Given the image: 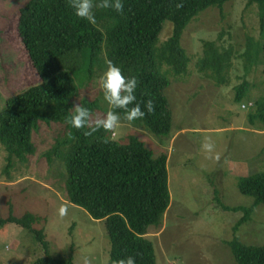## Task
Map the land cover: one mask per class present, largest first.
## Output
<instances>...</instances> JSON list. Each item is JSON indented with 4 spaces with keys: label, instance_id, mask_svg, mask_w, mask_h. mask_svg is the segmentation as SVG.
<instances>
[{
    "label": "rangeland",
    "instance_id": "1",
    "mask_svg": "<svg viewBox=\"0 0 264 264\" xmlns=\"http://www.w3.org/2000/svg\"><path fill=\"white\" fill-rule=\"evenodd\" d=\"M27 1L0 0V112L9 97L41 81L18 36L19 8ZM171 31L166 22L160 43ZM205 41L216 42L220 51L231 49L230 66L223 61L221 67L206 68L213 54H206ZM263 42L255 3L231 0L223 8L206 9L183 32L187 71L178 75L170 66L161 68L170 80L165 89L172 111L169 136L155 135L127 120H119L108 132L120 143L137 137L153 157L167 155L170 204L163 226L137 233L154 242L156 264H237L229 246L235 236L247 245L264 244V203L235 230L254 202L241 193L238 180L264 172V120L250 118L257 112L256 101L264 98ZM258 50L257 63L252 64ZM247 52L251 62L246 70ZM103 71L95 67L89 80L74 74L80 91L73 106L97 101L89 125L109 110L99 88ZM250 101L255 105L248 106ZM65 132L64 124L41 123L33 134L34 154L26 162L16 161L9 174L3 171L7 154L0 145V216L30 213L38 219L36 229L44 230L37 238L36 232L16 223L2 226L0 264H28L45 256L46 249L54 257L71 256L74 264H83L85 257L89 264H119L109 257L103 218L96 219L84 206L69 201L66 167L59 157H48ZM205 142L213 145L211 152L202 148ZM61 206L66 208L63 216L58 214Z\"/></svg>",
    "mask_w": 264,
    "mask_h": 264
},
{
    "label": "trees",
    "instance_id": "2",
    "mask_svg": "<svg viewBox=\"0 0 264 264\" xmlns=\"http://www.w3.org/2000/svg\"><path fill=\"white\" fill-rule=\"evenodd\" d=\"M230 1L122 0L120 12L111 8L94 9V24L74 16L68 0H28L19 8L18 36L41 81L9 97L6 108L0 112V145L7 154L3 171L9 174L16 161L26 162L34 154L33 134L41 123L64 124L65 135L57 139L48 157H59L66 167L69 201L84 206L96 219L103 218L112 262L120 264L131 256L135 264H156L154 242L139 234L153 228L159 231L163 226L170 204L167 155L153 157V152L134 136L127 143H120L102 129L90 131L94 125L75 129L66 123L73 112V99L80 91L74 74L89 80L95 67L105 70V61L110 60L125 76H134L135 103L144 110V102L150 99L154 111L130 123L167 137L172 111L165 89L170 80L161 68L167 65L175 74L185 73L189 64L181 43L185 28L206 9L223 8ZM245 1L258 6L264 40V0ZM177 4L182 6L178 8ZM166 22L172 25L171 35L160 43ZM204 44L206 54H213L210 61L206 60V68L221 67L223 61L230 66L231 49L220 51L212 41ZM252 47L251 44L248 51ZM260 50L252 64L257 63ZM246 54L247 70L251 55ZM262 60L264 63V42ZM262 71L264 74V67ZM256 105L257 112L250 118L264 120V98L257 100ZM82 106L89 114L98 108L97 101L86 100ZM115 111L120 115L119 120H125L123 110ZM86 131L88 135L84 134ZM238 187L244 195L252 196L254 202L249 208L241 209L244 215L235 230L250 219L257 205L264 203V172L241 177ZM37 220L30 213L23 217L0 216V228L13 222L36 232L39 238L44 230L36 229ZM43 245L47 248L45 242ZM229 246L237 264H264V244L247 245L235 236ZM48 251L28 264H74L71 256L65 260Z\"/></svg>",
    "mask_w": 264,
    "mask_h": 264
},
{
    "label": "clouds",
    "instance_id": "3",
    "mask_svg": "<svg viewBox=\"0 0 264 264\" xmlns=\"http://www.w3.org/2000/svg\"><path fill=\"white\" fill-rule=\"evenodd\" d=\"M74 16L83 19L88 23H95L94 9H114L116 12L122 10V0H68ZM178 8L181 4L176 5ZM106 68L99 77V88L102 91L103 100L109 106V110L106 112L103 118H98L94 122V126L90 128V131L95 132L99 129L105 132H110L118 123L120 119L119 113L116 109H121L124 112L123 118L128 122L142 119L146 113L151 114L154 111L152 100H146L144 102V110H141L139 103H135L136 95L135 90L137 88V80L134 76H125L120 67L113 64L110 60L105 61ZM252 103V105H249ZM248 106H254L255 103L250 101ZM129 105H132L129 107ZM245 105V104H243ZM242 105V107H243ZM247 106L245 105L246 108ZM89 110L80 104L73 106V112L69 119L66 120L72 128L81 129L89 126ZM88 135L86 131L84 133ZM108 140H105L107 143ZM202 148L211 152L213 145L211 143H203ZM58 214L63 216L66 214V208L61 206L58 209ZM83 264H89L87 257L83 259ZM120 264H135V259L131 256L122 260Z\"/></svg>",
    "mask_w": 264,
    "mask_h": 264
},
{
    "label": "built area",
    "instance_id": "4",
    "mask_svg": "<svg viewBox=\"0 0 264 264\" xmlns=\"http://www.w3.org/2000/svg\"><path fill=\"white\" fill-rule=\"evenodd\" d=\"M249 105H252V103H249ZM243 107H245V105H243Z\"/></svg>",
    "mask_w": 264,
    "mask_h": 264
}]
</instances>
